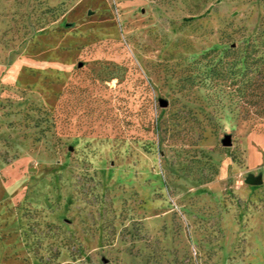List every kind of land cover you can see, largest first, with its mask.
Wrapping results in <instances>:
<instances>
[{
  "label": "rangeland",
  "instance_id": "rangeland-1",
  "mask_svg": "<svg viewBox=\"0 0 264 264\" xmlns=\"http://www.w3.org/2000/svg\"><path fill=\"white\" fill-rule=\"evenodd\" d=\"M0 264H264V0H0Z\"/></svg>",
  "mask_w": 264,
  "mask_h": 264
},
{
  "label": "water",
  "instance_id": "water-1",
  "mask_svg": "<svg viewBox=\"0 0 264 264\" xmlns=\"http://www.w3.org/2000/svg\"><path fill=\"white\" fill-rule=\"evenodd\" d=\"M160 104L162 107H166L168 105V102L166 100H161ZM224 144L227 146L231 145L229 136H226ZM246 183L252 186H258L263 183V178L261 175L249 174L246 178Z\"/></svg>",
  "mask_w": 264,
  "mask_h": 264
},
{
  "label": "trees",
  "instance_id": "trees-1",
  "mask_svg": "<svg viewBox=\"0 0 264 264\" xmlns=\"http://www.w3.org/2000/svg\"><path fill=\"white\" fill-rule=\"evenodd\" d=\"M196 79V77H192V81H194Z\"/></svg>",
  "mask_w": 264,
  "mask_h": 264
}]
</instances>
